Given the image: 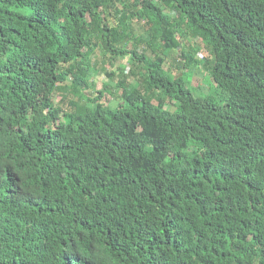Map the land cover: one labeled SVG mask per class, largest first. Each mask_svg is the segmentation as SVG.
<instances>
[{
	"label": "trees",
	"instance_id": "1",
	"mask_svg": "<svg viewBox=\"0 0 264 264\" xmlns=\"http://www.w3.org/2000/svg\"><path fill=\"white\" fill-rule=\"evenodd\" d=\"M0 264H264V0H0Z\"/></svg>",
	"mask_w": 264,
	"mask_h": 264
},
{
	"label": "rangeland",
	"instance_id": "2",
	"mask_svg": "<svg viewBox=\"0 0 264 264\" xmlns=\"http://www.w3.org/2000/svg\"><path fill=\"white\" fill-rule=\"evenodd\" d=\"M160 7L164 11V13L167 14L168 17L176 18V13L171 8H168V7L163 6L161 4H160ZM120 9H122V8L120 7ZM111 24H112V26H116L114 21H111ZM132 25L135 29V33H136L137 37H139L143 33V30L141 29L142 26L148 27V25L145 24V21H142L140 23L135 21V22H133ZM194 41L195 40H193L192 38H189L188 40L183 41V47L178 49V51H173V52L171 50L158 51V54H160L165 59L167 68H170L172 66L174 67L175 62H176L175 60L178 58V54H180L181 51H185L186 48H189L190 44ZM131 43H133V42H131ZM131 43H129L127 45L128 51H131L133 49V45ZM139 53L147 54L149 56V58L152 57V52L147 48V46L145 44H143L139 48ZM201 54L205 57L207 56V52H205V51L201 52ZM115 61L116 62H110V57L106 56L105 52L102 49L97 50L96 56L94 57V60H93L94 63L99 64L100 68L105 67L108 70L114 69L115 71H117L116 66L119 65L123 69L125 68L127 74H129L130 76H133L131 74V71L132 72L139 71V69L144 66V64H142V67H141V65L134 63L131 60L130 56H128L127 58L119 57ZM138 73H140V75H137V77L141 78L143 76L144 72L142 70H140ZM119 74L120 73H118V75ZM178 74H179V76H181L180 71ZM92 79L95 81L96 85L98 86V89H102L103 84L105 82H108L106 77L104 76V73H100L99 75L98 74L92 75ZM187 80H188L187 82L192 83L193 86L190 85L191 89L194 91V93L197 97H199V98L206 97L209 93H213V90H216L214 92L213 96L216 97V99L218 100V102L221 105H223L225 103V101H224V99H222L221 95H218V91H217V88L215 87V83L212 80V77L207 72H204L202 70L201 71H194V72H192V75H187ZM133 83L135 85V79H133ZM58 101H56V102H58Z\"/></svg>",
	"mask_w": 264,
	"mask_h": 264
}]
</instances>
